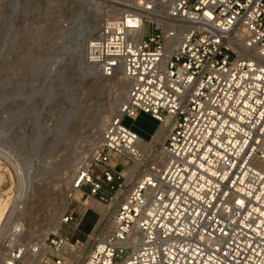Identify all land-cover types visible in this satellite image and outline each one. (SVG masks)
<instances>
[{
	"label": "built area",
	"instance_id": "built-area-1",
	"mask_svg": "<svg viewBox=\"0 0 264 264\" xmlns=\"http://www.w3.org/2000/svg\"><path fill=\"white\" fill-rule=\"evenodd\" d=\"M128 2L87 47L127 101L72 184L109 209L85 241L39 245L13 224L3 264H264V0ZM141 114L158 122L148 140L122 123Z\"/></svg>",
	"mask_w": 264,
	"mask_h": 264
},
{
	"label": "rangeland",
	"instance_id": "rangeland-1",
	"mask_svg": "<svg viewBox=\"0 0 264 264\" xmlns=\"http://www.w3.org/2000/svg\"><path fill=\"white\" fill-rule=\"evenodd\" d=\"M105 2L102 6L116 9L129 4L123 0ZM87 3L83 0H0V64L5 61L0 66V126L11 120V146L16 148L25 169L32 168L30 174L39 182V191L42 189L43 197L33 214L18 223L34 241V233L46 232L56 221H59L57 233L73 240L85 241L93 231L100 212L88 206L91 197L82 198L80 190L67 200L70 178L88 151L97 148L104 129L102 118L118 109L127 96L126 86L114 74L106 77L107 81L100 78L78 50L80 42L98 32L95 25L101 23L100 15L105 8L96 10L98 5ZM88 18L95 25H90ZM49 95H54L56 100L46 104ZM66 113L74 114L76 120L70 122L65 136L54 142H39L40 127L56 131ZM122 123L147 140L158 127V122L147 114L135 120L124 117ZM36 153L39 161H33ZM115 166L121 169V165ZM0 170L5 175L0 183V197L11 186V195H15L13 169L1 156ZM86 208L78 230L74 224L61 223V216L66 212ZM54 233H49L50 238Z\"/></svg>",
	"mask_w": 264,
	"mask_h": 264
},
{
	"label": "bare ground",
	"instance_id": "bare-ground-1",
	"mask_svg": "<svg viewBox=\"0 0 264 264\" xmlns=\"http://www.w3.org/2000/svg\"><path fill=\"white\" fill-rule=\"evenodd\" d=\"M83 1L84 2L87 1L89 4H91V3L93 4L94 3V4L98 5L99 7L96 8V10H97L99 8L105 7V6H102V5H105L106 4L105 1H108V0H101V2H97L96 0L95 1L94 0H83ZM123 1H128V0H123ZM130 1L132 2V0H130ZM84 4H86V3H84ZM94 4H93V6H94ZM119 4H121V3H119ZM93 16L94 15H92V18H93ZM100 17H102V15H100ZM93 19H95V17ZM87 21L89 22L90 25H95V21H93L91 18L89 20H87ZM99 25H100V23H98V24L96 23L95 27H97V26L98 27H97V30H95V31L99 32V29H100ZM93 27L94 26H92L91 28L93 29ZM97 33H96V35H97ZM94 37H95V35L94 36H90L89 38H87L84 41L80 42V45L78 46V50L81 51L82 56L85 59L86 64L90 65L91 67H94V69H96L97 73H99L98 76L100 78H102V79L107 81L109 79H107L106 78L107 76H105L104 73L101 70H99L98 66L88 63L89 62L88 60L86 61V59H88V57H87V47H88L89 43L94 39ZM0 54L2 55V53H0ZM4 62L5 61L2 60L0 66L5 64ZM113 74H114V77L116 79L118 78L120 80L119 81L120 84H123V86L124 85L126 86L125 88H126V95L127 96H126L125 102L118 109L111 110L110 112L106 113V116H104L102 118V121L100 120L102 122L101 126L103 128L106 126V124L109 121L114 120L115 118L121 116L122 107L126 103L127 97H128V86H129V83L126 80V78L124 77L123 72L121 71V69L117 68L114 71ZM55 100H56V98L54 97V95H52V96L49 95L48 97H46L45 103L46 104H49V103L51 104ZM73 115H69V113L64 114L62 116L61 123L58 126L56 131H52L51 129H47V131H46V130L43 129V127H40L39 139H38L39 142H47V141L54 142V139H59L60 136L66 134L67 128H68L70 122H72L75 119L73 117ZM7 122L8 123H4V124L2 123L3 125L0 126V156L3 157L8 162V164L11 166V168L13 169V174H14L15 179H16L17 191H16V194L12 196L11 195L12 186H11V188H9L5 192L6 195L3 196V197H0V264H3V252H4V242H3V240H4L6 232L9 230V228L13 224H15L17 226L18 223L23 218L29 216V214L32 215L33 212L35 211L36 207L39 204V200H41V197H43L42 196V189L39 191V184H38L39 182L37 183V181H35V180H37V179H35L36 177L34 178L30 174V170H32V168L29 167L30 169H28V168H27L28 170L25 169V166H23L21 164L22 160H21L19 154L17 153V151L15 150L16 148L11 146L12 139H11L10 132H12V128L13 127H12V123H11L10 119ZM102 130L103 129H101V131ZM101 142H102V134L99 137V140H98V143H97V148H99ZM7 145H9L10 147L7 148ZM43 148H45V147L43 146ZM97 148H94V150L90 149L88 151L89 154H87V156H85L83 162H85V160L88 159L89 156ZM47 149L48 148H46L45 151H47ZM33 161H39V155H37V153L34 156ZM81 162H82V160L75 166V169L72 172V175H71V178H70L72 180L70 181V185H69V188H68V191H67V193H68L67 200L68 201H70L73 198L75 192L78 191V190H74L72 188V184H73L74 179L77 177V175L79 174V172L81 170V166H82ZM83 162H82V164H83ZM34 171H36V170H34ZM4 178H5V175L0 170V183L4 180ZM88 206L94 208L96 211H99L100 214L102 215V217H104V215L107 213V211L109 209V205H104L99 200H97V199H95L93 197H91L90 201L88 202ZM61 218H62L61 220H63L62 216H61ZM21 228L23 229L24 227L21 226ZM58 229H59V221H56L52 225V227L50 226V228H48L46 230V232H44L42 234L34 233L35 234V242H37V244H39V245H43L45 243L46 239L48 238L49 233L51 231H54L55 233H57ZM1 244H2V247H1ZM45 252H47V248L44 247V250L41 252V256H43L45 254ZM63 253H64V256L66 258L72 257V258H74V259H76L78 261L79 256L82 254V251H81V249H78L75 245H66L63 248ZM26 258L28 259L29 256H26Z\"/></svg>",
	"mask_w": 264,
	"mask_h": 264
}]
</instances>
